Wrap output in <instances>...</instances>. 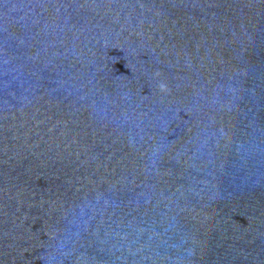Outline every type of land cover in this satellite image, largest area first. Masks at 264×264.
Wrapping results in <instances>:
<instances>
[{"label":"water","instance_id":"obj_1","mask_svg":"<svg viewBox=\"0 0 264 264\" xmlns=\"http://www.w3.org/2000/svg\"><path fill=\"white\" fill-rule=\"evenodd\" d=\"M0 264H264V0H0Z\"/></svg>","mask_w":264,"mask_h":264}]
</instances>
